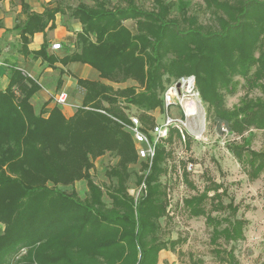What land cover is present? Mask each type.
<instances>
[{
  "label": "trees",
  "instance_id": "16d2710c",
  "mask_svg": "<svg viewBox=\"0 0 264 264\" xmlns=\"http://www.w3.org/2000/svg\"><path fill=\"white\" fill-rule=\"evenodd\" d=\"M205 1L214 8L216 29L206 28L185 10L182 17L173 14V5L161 0L151 10L137 0L79 1L69 9L82 27L63 57L46 40L37 50L28 48L30 35L45 31L51 19L49 28L54 27L59 6L28 13L15 25L25 56L41 58L49 66L80 61L98 70L101 79L134 83L114 87L77 78L85 94L72 116L58 105L35 114L30 100L40 84L17 65L10 66L9 83L0 89V264L24 246L28 250L18 264H157L160 251L172 248L174 240L159 238V219L167 215L168 206L167 185L159 177L165 171L161 163L174 157L173 152L159 144L150 170L143 163L144 172L137 174L130 166L137 161L133 139L111 116L126 120L125 109L135 107L149 124L147 113L162 108L161 94L171 77L194 75L219 132L225 124L229 132L243 136L252 126L264 125V100L228 109L223 92L234 90L233 75L244 77L251 88L264 78V0ZM179 6L185 8L183 2ZM127 20H133L134 29ZM177 134L172 129L167 141ZM107 151L119 155L107 171L111 208L91 175L94 160ZM231 151L247 165L251 179L264 172V151L246 144L231 146ZM133 175L145 186L138 197L129 192ZM182 175L187 180L186 166ZM81 179L87 183L85 198L74 188H63ZM218 187L212 195L206 188L184 198L183 206L191 216H205L214 225L216 240L238 241L246 220L236 215L234 201H223ZM208 203L213 211L228 210L226 226L219 228L221 221L207 211ZM233 250L226 252L227 258L238 264Z\"/></svg>",
  "mask_w": 264,
  "mask_h": 264
},
{
  "label": "rangeland",
  "instance_id": "374dc122",
  "mask_svg": "<svg viewBox=\"0 0 264 264\" xmlns=\"http://www.w3.org/2000/svg\"><path fill=\"white\" fill-rule=\"evenodd\" d=\"M62 1L67 5V11L64 12L66 14V20L69 23H73V19L76 18L73 17L69 7L76 6L82 0ZM83 1L91 5L94 3V0ZM112 1L114 2L115 0ZM161 1L173 5V14L182 17L183 10H185L189 15L197 16L198 21L205 25L206 28L216 29L218 27L214 8L213 6H207L205 0ZM137 2L142 8L147 10L154 9L157 6V0H137ZM180 2L185 4L184 9H180ZM125 23L131 29H134L133 20H127ZM49 48L55 53L63 49L62 47L56 50L50 46ZM256 56H258V51L256 52ZM167 57L170 58L171 55ZM8 66L9 64L6 66L9 75L10 67ZM254 70L255 68L253 67L251 73ZM165 76L168 77V74H165ZM177 77L173 76L171 79ZM103 81L113 84L114 87L134 83L131 80L124 84L112 83L104 79ZM232 84L234 87L232 92L223 91L225 94L224 105L226 108L233 109L247 100H264V78L259 81V85L251 88L244 77L236 74L232 76ZM67 93L69 96V104L64 106H72L71 108L77 109L75 103L80 106L82 105L84 95L81 89L74 88ZM42 102L38 101L36 107L33 105L35 114L46 110L42 106ZM105 104L108 105L107 103ZM58 106L60 108L62 107V105ZM128 111L129 113L139 114V116L141 114L135 107L128 109ZM171 111L178 116L181 115V111L178 108L173 107ZM161 113L159 108L147 113L150 120H152L149 124L163 120ZM213 116V111L209 110L207 103L204 102L203 115L199 120L192 121V127L189 128L195 134H199L203 130H205V133L199 139L193 136L188 139V147L183 159L177 157L179 155H177V150H175L180 147L177 137L173 135L171 140L164 143L166 149L172 150L174 157L169 156L161 163L165 171L159 178L163 184L171 188L172 201L168 199L167 215L159 219V238L168 242L174 240L175 244L172 248L160 251L158 260L160 264H230L226 252L231 250L232 247H234V254L239 261L238 264H264V172L259 177L251 179L246 173L247 165L239 161L238 157L231 151V146H241L244 144L253 150L264 151V125L260 127L252 126L243 136L231 132L223 136L219 132ZM190 130L189 133L192 135ZM222 142H225V146H223ZM118 160L119 155L116 152L107 151L94 160V167L91 169L93 180L101 185L105 191L104 201L106 207L109 208L112 207V201L107 194V186L110 184L107 171ZM178 160L181 161V166H177ZM189 160L197 164V166L193 167L195 169L194 172L187 170L186 164ZM182 162L186 164L183 165ZM143 163L148 164L146 161L137 157V161L130 166L135 169L137 174H142L144 172L142 168ZM184 166H186L189 175L187 180L182 178L186 185L183 189L180 187L181 178L179 176V168L181 173H183ZM147 170L149 171L150 169L148 168ZM128 186L129 192L138 197L142 184L138 185L136 183L135 175L128 182ZM216 186H219V192H222L223 201L225 203L234 201L239 207L236 215L246 220L243 228L244 237L238 241L227 242L223 238L216 240L217 236L214 233V225L207 224L205 216H191L183 206L181 199L201 193L206 188H210V195H212L214 193L213 189ZM63 188L67 191H71L73 188L76 189L81 198H85L87 195V183L84 179L78 180L74 186H63ZM206 208L207 211L213 212L212 215L220 219L221 224L219 228L227 225V218H229L228 210L213 211L209 203L206 205ZM27 250L28 247H21L19 252L12 256L5 264H18L22 262ZM169 257H173L174 260L171 262L168 259ZM222 258H226L227 261Z\"/></svg>",
  "mask_w": 264,
  "mask_h": 264
},
{
  "label": "crops",
  "instance_id": "0c3cea01",
  "mask_svg": "<svg viewBox=\"0 0 264 264\" xmlns=\"http://www.w3.org/2000/svg\"><path fill=\"white\" fill-rule=\"evenodd\" d=\"M56 6H59L61 10L55 14L54 27L49 28L52 22L51 19L45 31L35 32L33 35H30L28 48L30 50H37L45 40L49 43L50 47L55 43H60L63 49L56 53L63 57L67 53L66 46L70 45V43L73 46V36H75L76 31L81 29L82 25L78 19H73V23H69L66 20L64 12L67 11V5L62 0L0 1V62L4 63V65L0 63V89H5L9 83L7 64H9L8 67L15 64L38 81L41 88L32 96L30 101L34 107H36L38 101H43L42 106L45 109H51L57 105L53 96L59 91L65 90L69 92L71 89L78 88L83 91L84 95L85 90L77 84V78L103 80L100 78L98 70L87 63L73 61L67 65H63L57 62L54 66H49L41 58L33 59L31 56H25L21 53L22 40L20 31L15 28V25L24 22L28 13H42L46 8ZM59 79H61V82H59ZM79 106V104L75 103L76 108ZM71 107H61V110L67 117L72 116L76 111V109ZM168 259L171 262L174 260L173 257H169Z\"/></svg>",
  "mask_w": 264,
  "mask_h": 264
},
{
  "label": "built area",
  "instance_id": "2783aa9c",
  "mask_svg": "<svg viewBox=\"0 0 264 264\" xmlns=\"http://www.w3.org/2000/svg\"><path fill=\"white\" fill-rule=\"evenodd\" d=\"M52 48L59 49L61 48V44L55 43L52 45ZM0 63L4 64L3 62ZM161 96L163 100V106L159 109L162 112L161 114L163 115V120L157 121L154 124L144 123L141 120L139 114L129 113L128 109L125 112L127 115L126 120L110 115L122 125L125 131L130 134L135 145L137 157L146 161L148 163L149 169L152 165L159 144H164L168 140L172 129H176L178 131L177 141L179 142L180 147L175 150H177L176 153L179 155L177 156L179 159H183L185 157L184 154L187 151L188 139L192 136L199 139L205 133V130H203L201 133L195 134L189 128L192 127V121L197 119L199 120L201 118L204 110V102L197 87L196 78L194 75H184L171 79L165 84V88ZM53 99L57 105L64 106L69 104V96L66 91L57 92L54 94ZM173 107L180 109V116L171 111V108ZM99 110L103 113H107L103 109ZM189 130L191 131L192 135H190ZM220 133L223 134V136L228 135L229 130L225 124H221ZM222 144L225 146V142H222ZM178 161L179 162H177V166H181V161ZM186 166L189 172H194L195 169H193V167L197 166V164L189 160L187 161ZM179 173L181 178L180 187L184 189L186 185L183 181L184 179H182L183 177L180 168ZM144 187V183H142L140 189H143ZM171 191V188L167 187V196L170 201H172ZM181 200L183 202V199Z\"/></svg>",
  "mask_w": 264,
  "mask_h": 264
}]
</instances>
